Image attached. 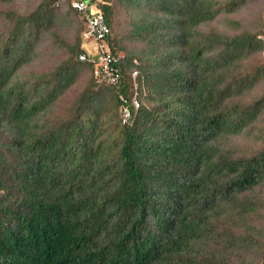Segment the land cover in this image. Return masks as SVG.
I'll return each mask as SVG.
<instances>
[{
    "label": "trees",
    "instance_id": "16d2710c",
    "mask_svg": "<svg viewBox=\"0 0 264 264\" xmlns=\"http://www.w3.org/2000/svg\"><path fill=\"white\" fill-rule=\"evenodd\" d=\"M13 1L0 0V264L238 263L247 243L238 228L264 182V145L248 154L230 145L253 135L264 111V95L246 99L264 78V43L232 16L248 0H104L112 51L119 21L139 44L119 47L114 85L78 58L79 37L52 70L21 76L45 31L80 14L68 0L28 12ZM215 20L226 29L204 27ZM80 63L88 84L70 114L54 117ZM134 68L140 106L123 123Z\"/></svg>",
    "mask_w": 264,
    "mask_h": 264
},
{
    "label": "rangeland",
    "instance_id": "374dc122",
    "mask_svg": "<svg viewBox=\"0 0 264 264\" xmlns=\"http://www.w3.org/2000/svg\"><path fill=\"white\" fill-rule=\"evenodd\" d=\"M39 1L40 0H14L10 6L28 12L34 9ZM60 1L64 4L66 0ZM61 3L59 5H61ZM2 7L8 6L1 4L0 2V8ZM66 9V6H62V8L57 9V12L62 13ZM232 16L241 19L244 22H250L255 28H257L259 34L264 30V0H248V4L237 13L232 14ZM68 19L69 18H66V20ZM70 19H72L70 22H64L59 26H55L53 28L56 29L54 33H51V31H45L43 35L44 37H42L43 41L38 42L37 47L34 48L35 55L32 60L25 64L24 68L20 70L21 76H25L30 72H34L33 74H39L40 72L42 73L52 70L61 60L68 56V50L65 45L74 44L78 37L80 38V47L85 46L87 49L91 48V43H85L82 38L84 24L82 23L81 18L78 16H74L73 18V15H70ZM122 24L123 22L120 21L115 24V28H113L112 31V37L115 38L118 43L115 47L116 52L123 56L124 50L119 47H123L126 50H132L138 47L139 44L131 42L127 36L122 34V26H124ZM204 27L206 29H226L225 23L217 20L208 23ZM257 61L262 62L259 55L257 56ZM80 64L82 66L80 77L74 85L65 91L60 101L57 102L52 109L51 114H53L54 117H64L70 114L74 109L75 101L79 97L80 92L88 84L90 71L86 64ZM261 95H264V78L256 84L253 90L246 96V99L257 98ZM262 131H264V111L262 117H260L252 127L253 135L243 133L234 137L230 142V145L236 147L237 151L243 154H248L254 150L256 151V149L264 145V139L258 140L255 138L257 135L261 137ZM252 196L257 201V207L255 212L251 213L247 222L238 228L239 231L242 229L241 233L247 238V243L244 247L238 248V250L236 248L237 253L232 256V258L238 262L236 264H261V256L264 248V182L262 185L255 188Z\"/></svg>",
    "mask_w": 264,
    "mask_h": 264
},
{
    "label": "built area",
    "instance_id": "2783aa9c",
    "mask_svg": "<svg viewBox=\"0 0 264 264\" xmlns=\"http://www.w3.org/2000/svg\"><path fill=\"white\" fill-rule=\"evenodd\" d=\"M70 7L75 9L84 24L82 38L85 43H91V48L83 47L84 51L80 52L78 58L93 64V77L97 83L114 85L118 82L120 74L117 62L120 58L119 53L112 51L107 41L110 28L105 20L101 4L104 0H68ZM61 1H55L54 5L59 7ZM264 43V30L257 35ZM261 58L264 61V46L261 50ZM139 71L134 68L131 72V78L135 91L131 100L127 102L123 95H120L122 105L120 115L122 122H127L131 116V108L137 109L140 106L138 93L136 91L137 76Z\"/></svg>",
    "mask_w": 264,
    "mask_h": 264
}]
</instances>
